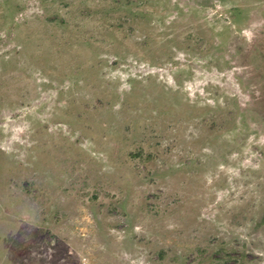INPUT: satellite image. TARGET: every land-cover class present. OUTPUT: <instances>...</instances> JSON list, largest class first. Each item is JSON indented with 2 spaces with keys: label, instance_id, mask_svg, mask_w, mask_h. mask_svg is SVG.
I'll return each mask as SVG.
<instances>
[{
  "label": "rangeland",
  "instance_id": "rangeland-1",
  "mask_svg": "<svg viewBox=\"0 0 264 264\" xmlns=\"http://www.w3.org/2000/svg\"><path fill=\"white\" fill-rule=\"evenodd\" d=\"M0 264H264V0H0Z\"/></svg>",
  "mask_w": 264,
  "mask_h": 264
}]
</instances>
